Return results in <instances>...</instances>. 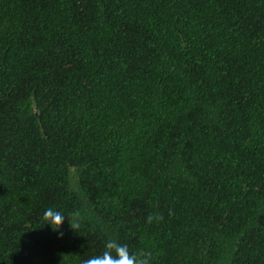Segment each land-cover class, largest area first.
Here are the masks:
<instances>
[{"label": "trees", "instance_id": "trees-1", "mask_svg": "<svg viewBox=\"0 0 264 264\" xmlns=\"http://www.w3.org/2000/svg\"><path fill=\"white\" fill-rule=\"evenodd\" d=\"M110 238L264 264V0H0V264Z\"/></svg>", "mask_w": 264, "mask_h": 264}, {"label": "clouds", "instance_id": "clouds-1", "mask_svg": "<svg viewBox=\"0 0 264 264\" xmlns=\"http://www.w3.org/2000/svg\"><path fill=\"white\" fill-rule=\"evenodd\" d=\"M77 215V213L65 215L60 210L49 207L44 211L42 218L45 224L50 225L54 232H59V238H62L63 233L60 232V229L65 218L68 219L70 229L76 232L79 229V221L75 218ZM153 219L162 220L163 217L149 215L147 217L148 223H152ZM150 260V252L132 253L126 244H121L117 239L110 238L105 242L104 251L101 254L84 260L83 264H150Z\"/></svg>", "mask_w": 264, "mask_h": 264}]
</instances>
